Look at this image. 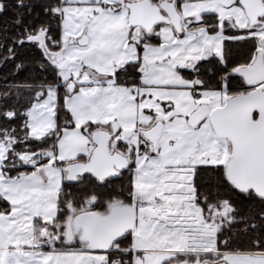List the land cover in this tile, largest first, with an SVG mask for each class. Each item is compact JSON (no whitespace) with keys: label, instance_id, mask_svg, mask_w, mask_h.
I'll list each match as a JSON object with an SVG mask.
<instances>
[{"label":"snow or ice","instance_id":"6c2138e0","mask_svg":"<svg viewBox=\"0 0 264 264\" xmlns=\"http://www.w3.org/2000/svg\"><path fill=\"white\" fill-rule=\"evenodd\" d=\"M0 264H264V0H0Z\"/></svg>","mask_w":264,"mask_h":264},{"label":"trees","instance_id":"16d2710c","mask_svg":"<svg viewBox=\"0 0 264 264\" xmlns=\"http://www.w3.org/2000/svg\"><path fill=\"white\" fill-rule=\"evenodd\" d=\"M11 70V65H8L6 67H0V76H2L5 73H8Z\"/></svg>","mask_w":264,"mask_h":264}]
</instances>
